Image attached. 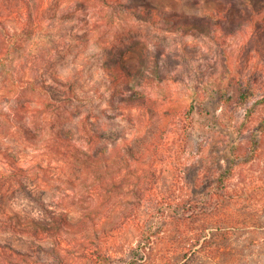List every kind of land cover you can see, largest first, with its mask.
<instances>
[{
	"label": "rangeland",
	"instance_id": "rangeland-1",
	"mask_svg": "<svg viewBox=\"0 0 264 264\" xmlns=\"http://www.w3.org/2000/svg\"><path fill=\"white\" fill-rule=\"evenodd\" d=\"M120 1L138 9L148 5L156 13L155 22L164 15L183 26L171 31L123 8H117L118 16L110 24L96 14L99 8L111 9L102 0H0V27L13 34H0V57L10 62L12 73L31 79L33 86L22 92L0 68L4 264H94L91 257L98 252L121 255L138 238L137 219L128 218L137 209L132 191L136 183H150L149 172L156 170L157 193L187 198L191 193L184 183L199 165V147L206 136L212 135L215 159L224 157L225 143L236 135L233 125L242 126L239 139L246 149L250 128L264 117V0ZM196 23L203 26L194 28ZM128 31L148 50H174L165 78H140L145 82L141 86L131 82L136 96L143 92L146 104L156 106L154 113L119 101L125 85L115 86L107 70L106 47ZM15 46L31 54L23 55L25 49L16 51ZM126 53L121 59L134 69L139 55ZM41 81L51 86L56 98L51 111L18 109V97L23 101L35 95ZM38 99L30 105H43ZM157 115V148L156 142L151 144L145 158L130 157L128 164H118L117 173L104 172V179L93 176L96 164L86 155L110 149L113 143L120 151L156 123ZM23 125L40 134L37 143ZM57 135H68L69 141L61 145ZM161 152L162 159H157ZM111 180L121 181L122 187L109 191L105 183ZM148 206L147 202L140 207V219L147 217Z\"/></svg>",
	"mask_w": 264,
	"mask_h": 264
},
{
	"label": "trees",
	"instance_id": "trees-1",
	"mask_svg": "<svg viewBox=\"0 0 264 264\" xmlns=\"http://www.w3.org/2000/svg\"><path fill=\"white\" fill-rule=\"evenodd\" d=\"M102 1L111 9L99 8L96 14L100 18L107 17L110 24H113L118 16L119 9L117 8H123V12L134 9L137 15L147 18L151 23L155 22L153 16L156 13L149 10L148 5L144 9H138L124 5L120 0ZM159 17L161 21L155 22L156 25H163L171 31H178L183 26L179 22L167 19L164 15ZM215 22L218 20L216 19ZM211 25L210 22L205 24V26ZM202 26L198 23L193 25L194 28ZM9 32L6 27H0L2 36H13ZM132 36L133 33L128 31L123 39L114 38L112 39L114 42L106 47L108 50L107 70L115 86L118 83L125 85V88L120 90L122 97L119 101L133 107L143 106L147 111L154 113L157 110L156 106L146 104L148 97L143 92L140 93L141 96H136L131 90L133 89L131 82H136L141 86L145 82L143 80L144 83H140V78L141 80L165 78L164 68L167 69L170 66L174 50L162 46L148 50L145 43L142 45ZM117 43H122L121 47L116 46ZM139 45L141 46L138 47ZM18 49L25 48L15 46V50ZM129 51H134L139 55L140 64L134 69L124 64L121 59ZM21 53L29 55L31 51L25 49ZM7 58L12 60V56ZM0 68L9 75L11 84L19 87L22 92L27 85L33 87L31 79L12 73L10 62L5 61L4 56L0 57ZM50 87L41 81L34 88L37 89L36 94L38 95H29L30 97L22 99L23 101L19 100L21 99L19 96L17 108L31 111L34 114L50 112L51 103L56 100L50 94ZM41 93L46 96L42 98ZM33 98H39L38 100L44 104L31 106ZM262 98L264 101V96ZM111 103L115 102L112 100ZM87 116L90 115H86V118ZM156 119L157 122L149 125L144 134L133 137L131 143L120 147V151L118 144L113 143L110 149L98 148L93 154L86 155L90 163L96 164L92 168L93 176L104 179V172L114 173L116 170L117 173L121 168L118 164H128L130 157L145 158L151 144L156 142L155 147L158 144L156 136L160 134L161 125L158 115ZM23 127L33 143L40 140V134L29 129L27 125ZM165 131L166 129L164 133ZM233 131L236 135L234 140L225 143L228 154H224V157L218 156L215 159L212 151V146H214L212 135L206 136L200 143L199 165L193 166V176L189 178L188 183H184L187 191L191 193L190 196L188 193L187 198L176 199L171 195L164 196L163 193H157V187L153 181L156 170L149 172L150 183L146 179L141 184L136 183L132 191L136 197L137 209L128 216V218L137 219L136 244L128 247L118 256H112L107 251L98 252L95 257H91L93 263L113 264L116 261L117 264H264V185L258 184L259 180L264 182V163H262L264 117L256 126L250 128V143L246 149H243L241 139H239L243 131L242 126L233 125ZM38 137L39 139H36ZM57 138L61 145L69 141L68 135H57ZM158 150L164 149H159L158 146ZM155 151L157 152V149ZM161 154L164 153L161 152L157 159H162ZM212 159L214 163L208 165ZM222 159L225 160L224 163ZM116 166L118 167L114 169ZM19 170L21 171L20 168ZM111 181L105 183L109 191L114 192L122 187L121 181ZM154 195L160 197L155 196L150 201V196ZM147 202L149 203L148 211H146L147 217L140 219L138 211ZM59 218L63 219L61 216ZM106 241L108 237L105 236ZM0 264L4 263L0 260Z\"/></svg>",
	"mask_w": 264,
	"mask_h": 264
}]
</instances>
